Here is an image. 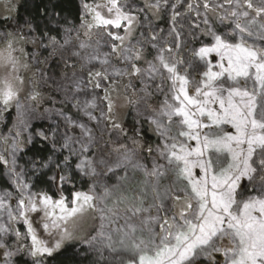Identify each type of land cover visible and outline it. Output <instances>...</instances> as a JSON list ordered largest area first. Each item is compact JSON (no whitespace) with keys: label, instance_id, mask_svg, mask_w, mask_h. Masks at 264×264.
I'll list each match as a JSON object with an SVG mask.
<instances>
[{"label":"rangeland","instance_id":"1","mask_svg":"<svg viewBox=\"0 0 264 264\" xmlns=\"http://www.w3.org/2000/svg\"><path fill=\"white\" fill-rule=\"evenodd\" d=\"M19 2L20 0H0V20H6L5 26L0 25V157H3L0 163L3 166L1 176L9 186L6 188L0 185V195L5 192L11 194L10 197H5V208L0 209V227L4 229L0 231V264H46L50 255L67 245L75 246V250L81 256H89L94 264H128L129 261L137 259L132 253H112L107 248L101 253L98 250L99 244L93 248L86 243L92 237L98 236L102 224L103 231L111 232L124 224L125 215H130L123 211L122 204L120 218L115 223L101 219L108 213H101L100 209L111 208L115 195L119 193L108 200H95V209H89L70 218L66 223H62L59 229L51 227L49 218L39 204L37 211H25L24 217L19 215L17 203L21 195L26 197L29 191L47 194L35 192L30 188L29 168L20 161L21 152L29 142L42 138L50 142L53 148L64 149L74 158L75 165L72 171L80 179L86 180L84 183L86 190L75 189L70 197L64 193L66 186H74L71 181L72 171L68 164L69 157H66L67 163L62 164V169L57 168L53 165V160H50L41 170L51 172L50 179L56 196L47 195L52 197L53 201L63 196L69 208L72 207L71 201L75 192L99 197L105 188L115 189L118 186L125 195L126 193L128 196L139 195L140 189L144 187L143 181L155 179L145 177L144 169L150 171L154 162L167 167V160L159 153L165 143L173 142L160 135L153 120L161 117L166 102L177 106L179 104L173 99L179 91V81L173 87L170 74L161 67L158 56L163 55L165 61L170 64L179 61L176 69L179 75L189 81L188 95L197 98L196 88L202 86L205 79L203 73L208 71L209 65L213 72L220 71L221 59L217 53H210L203 60L195 55L201 47L214 44L213 36L208 33L211 31L232 44L238 43L240 37L233 34L234 24L231 18L223 21L219 19L225 14L224 9L206 10L203 7L204 0H120V3L126 5L124 10L132 11L136 16L132 25V35L126 37L123 44L115 40L114 36L125 35L126 22H122L120 28L97 27L93 19L94 12L84 7L86 4L91 7L104 5L107 4V0H82V18L78 25L68 24L60 27L58 37L50 35L37 37L35 30L27 22H15L14 17ZM253 2L256 3V0ZM157 3L158 9L149 7ZM189 3L193 4L191 10L188 8ZM209 3L210 7H214L215 3L223 4L224 0H209ZM228 7L225 5V8ZM97 10L105 18H112L106 8L101 7ZM249 11L254 15L252 10ZM175 13L180 15L173 20ZM205 19L208 21L207 24L204 22ZM257 20L264 22V18L258 17ZM89 24L93 27L89 28ZM177 32L179 37L175 34ZM108 33H112V36ZM81 44L85 47L81 48ZM113 44L118 48L117 53L112 52ZM247 44L264 47V42L255 38H247ZM126 48L134 49L133 56L139 51L140 58L131 61L123 59L119 50ZM105 54H109L108 64L101 63ZM93 55L98 59L90 60L89 57ZM52 61L54 66L51 68ZM223 63L226 67V59ZM132 64L140 68L141 72L133 73ZM150 64H155L159 72L150 75L148 71ZM115 69H126L129 74L116 76L113 74ZM98 71L106 73L108 78L96 77L95 73ZM97 83L100 87L95 86ZM228 85L246 87L249 91L254 87L258 89V85H255L252 79L247 83L241 79L238 85L228 81L225 86ZM9 86L15 95L5 104L3 93ZM102 89L104 94L101 93ZM106 95L107 100L104 99ZM93 102L95 107H89L88 105ZM109 103H111V111H109ZM65 105H69L71 112L80 116L65 112ZM210 107L219 111L218 104ZM192 111L196 110L193 108ZM89 112L95 119L89 118L87 115ZM125 118L132 119L136 125L143 120L148 126L147 139L150 143L142 140L139 127L127 128ZM181 119V117H173L170 123L167 117L162 118V122L170 127L168 136L176 137L174 142L177 143L178 148L180 144L190 150L197 148L196 140L179 136V132L188 130L186 126H180ZM194 119H198L201 124L210 125L199 130L201 140L205 135L209 139H215L226 133L235 134V128L231 124L213 125L207 116L201 117L198 113ZM34 123H45L44 130L47 132L41 128H33ZM80 125H84L90 131L85 132ZM82 146H87V150L83 151ZM125 155L129 157L127 162L123 160ZM209 156L214 161L213 167L217 173L232 163L231 156L226 153L216 154L211 150L205 151L204 158L207 159ZM102 159L106 161L105 164L99 163ZM190 159L196 160L197 157L193 155ZM81 161H92L95 174L86 175L85 172L89 169L78 168L77 165ZM118 161L122 166L116 168L115 164ZM136 164L143 165L144 168L133 167ZM109 167H112L113 171H109ZM30 168L35 170L34 167ZM192 171L197 178L203 175L198 167L193 168ZM60 176L66 179L60 181ZM174 180L175 174L169 172L160 183L162 186H167ZM242 183L248 182L244 180ZM17 184H27L28 188L21 193ZM242 191L243 196L238 199L258 195L256 192H247L243 189ZM148 193L145 207L152 202L150 189ZM165 203L168 206L171 204L170 201ZM9 211L12 213V218L9 217ZM175 211H179V206ZM56 212L59 215V209ZM149 214L156 215L155 209L150 213L138 215L133 222L139 223L143 216ZM160 215L165 213L162 212ZM25 218L34 229L40 242L38 246L53 249L51 254L32 255L37 245L33 244L32 233L28 231ZM44 223H49L48 229L43 227ZM65 228L72 239H62ZM154 228L157 233L160 232L158 225H154ZM113 238H116L115 234ZM57 242H60L59 248H56ZM218 245L221 248L231 247L227 239L218 241ZM214 256L223 264L224 258L221 253H214ZM19 257L21 260L17 259ZM199 264H210V262L206 257H201Z\"/></svg>","mask_w":264,"mask_h":264},{"label":"snow or ice","instance_id":"2","mask_svg":"<svg viewBox=\"0 0 264 264\" xmlns=\"http://www.w3.org/2000/svg\"><path fill=\"white\" fill-rule=\"evenodd\" d=\"M225 5L229 7L225 8ZM84 7L94 12L93 19L97 27L120 28L122 22H126L125 35L114 36V39L121 44L126 37L132 35V25L136 16L132 11H125L126 5L120 3V0H107V4L95 7L86 4ZM101 7L106 8L112 18L101 15V12L97 10ZM149 7L158 9L159 4H152ZM203 7L211 11L224 9L225 14L219 19L223 21L231 18L234 24L233 34L239 35L240 39L238 43L232 44L211 31L208 33L213 36L214 44L201 47L195 55L203 60L210 53H217L221 59L220 71L213 72L209 65L208 71L203 73L205 79L202 86L196 88L197 98L188 95L189 81L179 75L176 69L179 61L170 64L165 61L163 55L158 56L161 67L170 74L173 87L177 81L180 85L179 91L173 97L179 102L178 106L166 102L161 117L153 120L160 135L166 140L173 141L165 143L159 153L167 160V167L154 162L150 171L145 168V177L155 179H145L144 187L140 189L139 195L127 196L118 186L115 189L105 188L99 197L75 192L71 208L66 205L63 196L53 201L47 194L29 191L26 197L21 195L18 200L17 208L20 210V216L24 217L25 211H37L39 204L49 218L51 227L59 229L62 223H66L70 218L89 209H95V200H108L119 193L115 195L111 208L100 209L101 213H108L101 219L115 223L120 218V205L123 204V211L130 213L125 215L124 224L107 233L103 231L102 224V230L98 236L86 241L93 248L99 244L98 250L101 253L104 248L112 253H132L137 259L129 261L128 264H199L201 257H206L210 264H221L214 253L223 255V264H264V47L247 44V38L264 42V22L257 20L258 17L264 18V0H256V3L253 0H224L223 4L215 3L214 7H210L209 0H204ZM188 8L191 10L193 4L189 3ZM249 10H252L254 15ZM179 15L175 13L172 19L175 20ZM204 22L207 24V19ZM88 27L91 28L93 25L89 24ZM175 34L179 37L178 32ZM108 35L112 36V33ZM80 47L83 48L85 45L81 44ZM133 50V48H126L119 51L123 59L131 61L139 59L141 55L139 51H136L133 56ZM117 51V46L113 44L112 52L117 53ZM167 51L170 52L171 49ZM108 56L109 54H105L102 64L109 63ZM89 59H98V57L93 55ZM225 59L226 67L223 63ZM131 67L133 73L141 72L135 64ZM148 71L151 75L159 72V69L155 64H150ZM113 74L123 76L129 73L126 69H115ZM95 76L102 79L108 78L106 73L99 71L95 73ZM241 79L245 83L252 79L254 84L258 85V89L254 87L249 91L246 87L225 86L228 81L238 85ZM95 86L100 87V84L97 83ZM14 95L9 86L3 93L4 103L7 104ZM104 99L107 100L108 96L106 95ZM214 104L219 105V111L210 107ZM88 106L95 107V103ZM193 108L196 111H192ZM109 111H111V103H109ZM197 113L201 117L207 116L213 125L231 124L235 128V134L226 133L215 139H209L205 135L201 140L199 130L210 125L201 124L198 119H194ZM87 115L90 119H95L90 112ZM163 117H167L170 123L173 117H181L180 126H186L188 130L179 132V136L196 140L197 148L190 150L183 144H180L178 148L177 143L174 142L176 137L168 136L170 127L162 122ZM80 127L85 132L90 131L84 125ZM82 150L86 151L87 146H82ZM207 150L214 151L216 154L230 155L232 163L217 173L211 156L204 158ZM193 155L197 157L196 160L190 159ZM123 160L127 162L129 157L125 155ZM99 163L105 164L106 161L102 159ZM92 164V161H81L77 167L82 170L89 169L85 174L92 175L95 174ZM121 166L120 161L115 164L116 168ZM133 167L144 168L139 164ZM195 167L203 172L199 178L193 174L192 169ZM108 170L113 171V168L109 167ZM169 172L175 174V180L167 186H162L160 181ZM59 179L64 181L66 178L60 176ZM244 180L248 183L243 184ZM17 187L23 193L28 185L17 184ZM149 189L152 202L145 207ZM242 189L247 192H256L258 195L238 199L243 196ZM10 195L7 192L0 195V209L5 208V197ZM166 201L171 202L170 206L166 205ZM178 206L179 211H175ZM57 209H59V215L56 212ZM152 209H155L156 215L149 214L143 216L139 223L133 222L135 217L150 213ZM162 212L165 215H160ZM9 217L12 218L11 211H9ZM25 223H28V231L32 233L33 244L37 245L32 255L51 254L53 249L38 246L40 242L26 218ZM154 225L159 226V233L155 231ZM43 227L48 229L49 223H44ZM0 231H4L3 227H0ZM62 239H72L66 228ZM224 239L230 242L231 247L221 248L218 245V241ZM59 247L60 242H57L56 248Z\"/></svg>","mask_w":264,"mask_h":264},{"label":"trees","instance_id":"3","mask_svg":"<svg viewBox=\"0 0 264 264\" xmlns=\"http://www.w3.org/2000/svg\"><path fill=\"white\" fill-rule=\"evenodd\" d=\"M81 1L82 0H20L14 20L16 23H22L24 21L27 22L30 27L35 30V35L37 37L42 35L58 37L60 34V27H65V25L68 24L78 25L81 22ZM5 21L0 20V25H4ZM53 66L54 62L52 61L51 68ZM101 93H105L103 89ZM70 109L71 107L69 105L64 106L65 112L75 116H80L76 113H72ZM125 125L127 128H135L136 126L139 127V135L142 136V140L146 143H150L147 139L148 133L146 128L148 126L143 122V120L138 122L136 125L132 119L125 118ZM33 128H41L44 130L45 123H34ZM20 156V161L29 168L28 180L30 183V188L35 192L47 193L52 197H55L56 194L53 190L50 179L51 172L50 170L41 171L43 165L50 160H53V165L62 169V164L67 163V160L65 159L66 157H69L71 160V162L70 160L68 161L71 171L75 165L74 158L71 157L70 154H67L64 149L57 150L53 148L50 142L42 138H36L32 142H29L21 152ZM30 167H34L35 170H32ZM2 171L3 166L0 163V185L7 188L9 186L1 176ZM71 181L72 185L74 186H66L64 189V193L67 195V197H70L71 193L75 189L86 190V187L84 186L86 180L82 178L80 179V177H78L73 171ZM126 195L128 196L127 193ZM17 259L21 260V257ZM46 264H94V262L91 258H89V256H81L79 252L75 250V246L67 245L60 251L50 255L46 260Z\"/></svg>","mask_w":264,"mask_h":264}]
</instances>
